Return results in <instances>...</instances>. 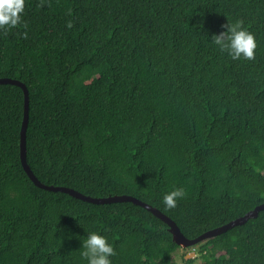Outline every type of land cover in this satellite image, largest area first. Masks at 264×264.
I'll return each mask as SVG.
<instances>
[{"label":"trees","instance_id":"16d2710c","mask_svg":"<svg viewBox=\"0 0 264 264\" xmlns=\"http://www.w3.org/2000/svg\"><path fill=\"white\" fill-rule=\"evenodd\" d=\"M227 20L254 34V59L210 42ZM1 77L27 87L26 160L42 183L131 195L189 238L264 203V0H26L0 30ZM23 109L22 88L0 83V264H87L94 230L112 264H175L196 245L188 264H264V208L182 248L132 201L37 186L20 161Z\"/></svg>","mask_w":264,"mask_h":264},{"label":"clouds","instance_id":"9594fccd","mask_svg":"<svg viewBox=\"0 0 264 264\" xmlns=\"http://www.w3.org/2000/svg\"><path fill=\"white\" fill-rule=\"evenodd\" d=\"M26 0H0V30L7 31L20 25L23 20ZM26 27V24L24 25ZM222 31L211 35L210 42L221 53H227L232 60H252L255 56L257 42L254 34L243 26V21L237 20L221 26ZM27 38V32L22 33ZM185 196L183 187H175L163 194L165 207L175 208L179 199ZM82 251L80 255L87 264H112L111 257L115 255L113 245L108 237L98 230L87 232L82 237Z\"/></svg>","mask_w":264,"mask_h":264},{"label":"water","instance_id":"95a60500","mask_svg":"<svg viewBox=\"0 0 264 264\" xmlns=\"http://www.w3.org/2000/svg\"><path fill=\"white\" fill-rule=\"evenodd\" d=\"M0 83H10V84H15L18 85L22 88L23 90V95H24V109H23V118H22V123H21V129H20V161L22 164L23 169L29 176V178L39 187H42L44 189H49L53 191H61V192H66L74 197H77L79 199L91 202V203H109V202H115V201H132L133 203H136L138 205L143 206L147 210H149L151 213H153L155 216L160 218L162 221H164L168 225L169 232L172 235V240L178 244L182 248H186L192 245H195L196 243L203 241L209 237L216 236L219 233L226 231L227 229L233 227L234 225L237 224H242L244 223L247 219L253 218L257 216V213L264 208V203H261L254 207L253 209L249 210L246 212L244 215L239 216L235 219L230 220L229 222L220 225L218 227L211 228L200 235L194 237V238H189L185 236L182 231L180 230L179 226L175 223L174 220H172L169 216L164 214L162 211H160L158 208L150 205L149 203H146L140 199H137L131 195H126V194H121V195H108L106 197H93L89 195H85L75 189H72L70 187L66 186H60V185H47L45 183H42L39 181V179L35 176V174L32 172L30 166L27 163L26 160V128H27V123H28V90L25 84L18 79H12L8 77H1L0 78Z\"/></svg>","mask_w":264,"mask_h":264},{"label":"rangeland","instance_id":"374dc122","mask_svg":"<svg viewBox=\"0 0 264 264\" xmlns=\"http://www.w3.org/2000/svg\"><path fill=\"white\" fill-rule=\"evenodd\" d=\"M197 245L195 247H193L192 249L187 250V252H185L184 256L182 257V252L180 249H177L172 256V261L175 264H188L184 261V259H187L188 257H195L196 253H197ZM196 263H199V258L197 257L195 259Z\"/></svg>","mask_w":264,"mask_h":264}]
</instances>
